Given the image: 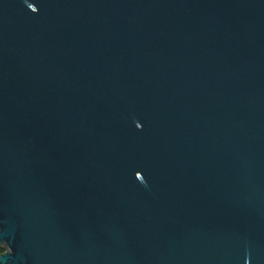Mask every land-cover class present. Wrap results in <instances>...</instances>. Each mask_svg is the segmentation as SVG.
Returning a JSON list of instances; mask_svg holds the SVG:
<instances>
[{
    "label": "water",
    "instance_id": "95a60500",
    "mask_svg": "<svg viewBox=\"0 0 264 264\" xmlns=\"http://www.w3.org/2000/svg\"><path fill=\"white\" fill-rule=\"evenodd\" d=\"M0 264H264V0H0Z\"/></svg>",
    "mask_w": 264,
    "mask_h": 264
},
{
    "label": "trees",
    "instance_id": "16d2710c",
    "mask_svg": "<svg viewBox=\"0 0 264 264\" xmlns=\"http://www.w3.org/2000/svg\"><path fill=\"white\" fill-rule=\"evenodd\" d=\"M5 249L3 246L0 245V253L3 252Z\"/></svg>",
    "mask_w": 264,
    "mask_h": 264
}]
</instances>
